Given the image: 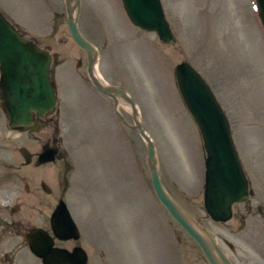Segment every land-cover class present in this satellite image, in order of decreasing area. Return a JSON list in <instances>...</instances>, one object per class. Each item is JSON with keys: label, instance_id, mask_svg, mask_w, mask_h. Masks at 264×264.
<instances>
[{"label": "rangeland", "instance_id": "rangeland-1", "mask_svg": "<svg viewBox=\"0 0 264 264\" xmlns=\"http://www.w3.org/2000/svg\"><path fill=\"white\" fill-rule=\"evenodd\" d=\"M160 1L170 44L134 27L120 0H81L78 29L97 49L93 73L131 97L137 113L124 101L117 111L128 125L137 119L153 141L158 174L173 200L232 264H264V31L255 0ZM0 11L25 38L59 54L52 63L57 131L19 132L0 118V264H41L26 236L32 228L49 229L56 202L40 183L53 195L59 179H67L63 202L79 240L57 247L80 246L87 264H209L154 196L144 141L97 104L98 95L108 99L85 71L63 0H0ZM180 63L197 71L226 114L249 181L251 195L232 207L226 223L211 221L203 207L205 154L177 86ZM52 133L64 161L34 166ZM21 148L33 156L29 165ZM64 164L69 172L62 178Z\"/></svg>", "mask_w": 264, "mask_h": 264}, {"label": "water", "instance_id": "water-1", "mask_svg": "<svg viewBox=\"0 0 264 264\" xmlns=\"http://www.w3.org/2000/svg\"><path fill=\"white\" fill-rule=\"evenodd\" d=\"M129 21L136 27L157 34L164 44L174 42L165 20L159 0H121ZM259 17L264 27V0H256ZM67 27L72 40L83 49L89 59V78L104 95L115 99L122 97L134 113V103L121 87H105L95 78L93 65L95 49L81 35L77 26L79 0H65ZM159 7L158 12L156 9ZM56 62L57 56H53ZM48 52L40 50L31 41L24 40L0 13V98L9 118V126L28 128L35 124L31 112L37 118L52 112L55 92L50 82ZM182 99L192 115L203 140L206 152L204 208L215 222H226L231 218V206L248 198V182L241 168L233 146L228 121L214 98L211 90L198 73L188 64L182 63L175 69ZM136 131L146 144L147 165L150 171L154 193L171 218L195 241L210 264H232L218 247L209 233L203 229L167 193L162 185L156 167L155 149L151 138L134 118ZM32 130H37L32 128ZM19 153L29 164L32 156L23 148ZM57 151L44 146L35 166L55 160ZM59 155L57 159H61ZM43 188L46 190L44 184ZM52 231L58 239H78L79 233L65 205L61 202L51 217ZM68 236H61L59 232ZM39 232L40 234H35ZM32 253L42 259L43 264H86V255L80 248L71 253L53 247V240L42 231H32L27 236ZM76 253L75 255H73Z\"/></svg>", "mask_w": 264, "mask_h": 264}, {"label": "flooded vegetation", "instance_id": "flooded-vegetation-1", "mask_svg": "<svg viewBox=\"0 0 264 264\" xmlns=\"http://www.w3.org/2000/svg\"><path fill=\"white\" fill-rule=\"evenodd\" d=\"M22 36H23V38H25V36L23 34H22ZM25 39H27V38H25ZM81 65L83 66V63H82V61H79V66H81ZM88 65H89L88 64V58L85 55V64H84V67H85L86 73H87ZM51 78H52V68H51ZM98 98L99 99H97L98 100L97 101L98 102L97 104L100 106V109H101L102 113L103 114H106V117L108 119H110V112L112 111V113H114L115 102L112 101L111 99H109L108 97H106L108 99V101H105L99 95H98ZM106 102L109 103V104L106 105ZM0 109H1V111H3V113H2L3 115H0V118L3 117V118H6L7 119V116H6L5 112H4V109H3V105H2L1 100H0ZM55 111H56V109H55ZM55 111L52 114H49V115L45 114L43 118L38 119V121L34 125L35 127H39V131L38 132L44 131V130H49V131H52V132H56L57 131V129L54 127V126H56L55 124H57V120H55V123H54V119H53V116H54ZM32 119L33 120H37V117H36V114L35 113H32ZM109 121L110 120H108V122ZM53 123H54V125H53ZM22 129H23L22 127H18L15 130H17L19 132H24ZM29 132L30 131H27V132H24V133H29ZM57 142H58V139L52 133V138H50V140L48 139V142L45 143V144L48 145L50 148L57 149ZM60 161H64V159L62 158ZM60 161H58V162H60ZM63 167L64 168H62V170H61V176H62V178H63L64 174H66V173L69 172V166L67 164H64ZM58 183H59V186H60V190H59V186H58V189H56V193H53V195H50L51 194V189L49 187H47V188L45 187L46 190H47V191H45L43 189V186H42L43 182L40 183V188L43 191V193H45V195H48V197H51L50 202L51 203H52V201L53 202H56L54 204V208H53L52 212L55 210V208L59 204V202L64 199V197L66 196L65 191L68 189L67 179H59V182ZM50 207H51V205H50ZM17 209H18V206H17ZM7 225H13V223H7ZM48 228H49L48 230L47 229H43V228H39V229H42L43 231L47 232L50 236H52L50 219H49V226H48ZM33 229H35V228H32V229L28 230V232L31 231V230H33ZM54 241H55V246H56V243H66V242H70L72 240H69V241H58V240L54 239ZM73 242H75V241H73ZM40 263H41V261H40Z\"/></svg>", "mask_w": 264, "mask_h": 264}, {"label": "bare ground", "instance_id": "bare-ground-1", "mask_svg": "<svg viewBox=\"0 0 264 264\" xmlns=\"http://www.w3.org/2000/svg\"><path fill=\"white\" fill-rule=\"evenodd\" d=\"M157 8V7H156ZM158 10H159V7L156 9V13L158 12ZM96 57H97V55H95ZM93 59H95L94 57H93ZM95 71H96V69H95ZM95 78H97L99 81H101L100 80V77H98V76H95ZM76 253H74L73 255H75Z\"/></svg>", "mask_w": 264, "mask_h": 264}]
</instances>
